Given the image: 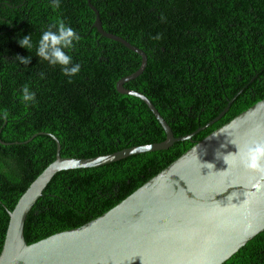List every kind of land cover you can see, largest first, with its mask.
<instances>
[{"label": "trees", "instance_id": "1", "mask_svg": "<svg viewBox=\"0 0 264 264\" xmlns=\"http://www.w3.org/2000/svg\"><path fill=\"white\" fill-rule=\"evenodd\" d=\"M91 2L105 30L146 52L145 70L124 86L149 97L175 136L194 132L233 101L218 121L167 149L57 172L26 218L29 244L103 214L264 98V0ZM95 17L88 0H60L58 8L52 0H0V129L1 139L11 143L0 142V253L8 210L56 158L57 142L49 133L60 141L61 155L70 157L166 138L148 104L116 87L140 67L141 55L102 35ZM60 25L78 36L65 49L81 65L71 79L36 54L42 33ZM25 35L32 37L30 50L18 43ZM17 54L31 56V63L21 64ZM26 86L34 101L22 99ZM222 264H264V230Z\"/></svg>", "mask_w": 264, "mask_h": 264}, {"label": "water", "instance_id": "2", "mask_svg": "<svg viewBox=\"0 0 264 264\" xmlns=\"http://www.w3.org/2000/svg\"><path fill=\"white\" fill-rule=\"evenodd\" d=\"M88 2L96 15L97 30L141 55L140 67L120 78L116 87L148 104L166 138L104 155L70 157L61 155L60 141L49 133L57 142L56 158L8 210L0 264H222L264 230V175L245 169L235 153L247 142H264V98L197 141L103 214L81 226L27 242L26 218L57 172L167 149L218 121L233 101L194 132L175 136L149 97L124 86L145 70L146 52L105 30L99 10ZM0 142L11 144L1 139V129Z\"/></svg>", "mask_w": 264, "mask_h": 264}, {"label": "clouds", "instance_id": "3", "mask_svg": "<svg viewBox=\"0 0 264 264\" xmlns=\"http://www.w3.org/2000/svg\"><path fill=\"white\" fill-rule=\"evenodd\" d=\"M59 4L60 0H52L54 8H58ZM76 39H78V36L74 30L64 25H60L56 31L46 30L42 33L38 42L36 54L52 66L59 65L62 72L71 79L72 76L80 72L81 65L73 63L72 57L66 53L65 49H69ZM31 40V35H25L18 39V43L21 47L30 50L32 48ZM15 59L25 65L30 64L32 60L31 56L19 54L16 55ZM22 99L28 102L34 101L35 93L31 92L26 86L22 91ZM4 115L7 116V113H4ZM235 153H237L238 163L245 169L264 175V142L260 140L247 142L242 146H238V151ZM227 155H224V159Z\"/></svg>", "mask_w": 264, "mask_h": 264}]
</instances>
